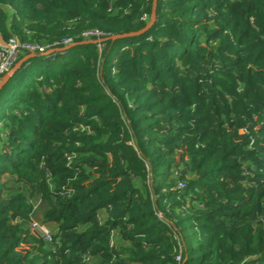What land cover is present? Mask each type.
Listing matches in <instances>:
<instances>
[{
    "label": "trees",
    "instance_id": "obj_1",
    "mask_svg": "<svg viewBox=\"0 0 264 264\" xmlns=\"http://www.w3.org/2000/svg\"><path fill=\"white\" fill-rule=\"evenodd\" d=\"M151 9L0 0L5 42L73 45L0 90L20 74L0 115V264H264V0H157L148 31L112 39Z\"/></svg>",
    "mask_w": 264,
    "mask_h": 264
},
{
    "label": "built area",
    "instance_id": "obj_2",
    "mask_svg": "<svg viewBox=\"0 0 264 264\" xmlns=\"http://www.w3.org/2000/svg\"><path fill=\"white\" fill-rule=\"evenodd\" d=\"M69 43L70 41H65L63 42V45L67 46ZM5 44V46H0V79L12 70L18 59L22 57L23 53L26 55H33L34 53L43 55L49 51V48L21 43L16 38L9 39ZM26 55H23V57ZM30 229H32V232L34 231V233L40 231L42 234L41 238H43L47 244L52 243L53 231H50L36 222L31 223Z\"/></svg>",
    "mask_w": 264,
    "mask_h": 264
},
{
    "label": "water",
    "instance_id": "obj_3",
    "mask_svg": "<svg viewBox=\"0 0 264 264\" xmlns=\"http://www.w3.org/2000/svg\"><path fill=\"white\" fill-rule=\"evenodd\" d=\"M156 4H157V0H152L151 19H150L149 24H147L143 29H141L138 32H133V33H129V34H122V35H116V36H113L112 39L114 40V39H119V38H123V37H127V36H137V35L143 34L146 31H148L153 26V24L155 23ZM5 45L6 44H5L3 38L0 35V46H5ZM71 46H73V45H71ZM71 46H69V47H71ZM69 47H65L63 49H53V50H49L46 54H50V53L55 52V51L64 50V49H67ZM33 57H34V55L28 54V55L24 56L23 58H21L19 61H17V63L15 64V66L12 68V70L10 72H8L7 74H5L0 79V90L9 81V79L13 76V74L22 66V64L25 63L30 58H33ZM35 235H37L38 237H42V234H41L40 231H36L35 232Z\"/></svg>",
    "mask_w": 264,
    "mask_h": 264
},
{
    "label": "rangeland",
    "instance_id": "obj_4",
    "mask_svg": "<svg viewBox=\"0 0 264 264\" xmlns=\"http://www.w3.org/2000/svg\"><path fill=\"white\" fill-rule=\"evenodd\" d=\"M24 55H26V54H24ZM36 66H37V63L35 61L31 62V66L29 67L31 70L25 75L26 76V80L27 79H34L36 77V74H37V67ZM19 75H17L15 78H13L11 80L10 85H9L11 87L9 89L8 94L2 100H0V115H1V110L4 109L3 107H7L8 103H9V94L12 93L14 91V89L16 88V86L18 84V76ZM36 223L41 225V226H44L45 228L49 229L50 231L54 230V226L53 225H48L47 226V225H42V224H40L38 222H36ZM31 232H32V229H31ZM33 233H34V231H33ZM51 244L52 243L47 244V245L51 246Z\"/></svg>",
    "mask_w": 264,
    "mask_h": 264
},
{
    "label": "crops",
    "instance_id": "obj_5",
    "mask_svg": "<svg viewBox=\"0 0 264 264\" xmlns=\"http://www.w3.org/2000/svg\"><path fill=\"white\" fill-rule=\"evenodd\" d=\"M23 55H24V54H23ZM23 55H22V56H23Z\"/></svg>",
    "mask_w": 264,
    "mask_h": 264
}]
</instances>
